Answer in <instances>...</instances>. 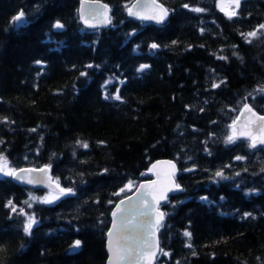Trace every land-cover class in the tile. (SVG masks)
Returning a JSON list of instances; mask_svg holds the SVG:
<instances>
[{
	"label": "trees",
	"instance_id": "16d2710c",
	"mask_svg": "<svg viewBox=\"0 0 264 264\" xmlns=\"http://www.w3.org/2000/svg\"><path fill=\"white\" fill-rule=\"evenodd\" d=\"M80 1L0 0V162L47 165L74 193L44 203L0 177V264H106L114 207L160 159L183 190L162 206L158 264H264V147L227 142L246 104L264 114V0L232 18L222 0H159L165 25L130 19L135 0H102L106 30L84 28Z\"/></svg>",
	"mask_w": 264,
	"mask_h": 264
},
{
	"label": "water",
	"instance_id": "95a60500",
	"mask_svg": "<svg viewBox=\"0 0 264 264\" xmlns=\"http://www.w3.org/2000/svg\"><path fill=\"white\" fill-rule=\"evenodd\" d=\"M129 9H132L133 12H138L139 16H160L162 15V10H166L167 15L162 23H158L155 19H141L137 15H129ZM127 14L130 19L137 22L165 25L170 21L173 13L159 0H135L128 8ZM79 16L82 25L88 30H106L113 24L112 7L102 0H81ZM108 20L111 22L109 23ZM245 106L250 108L251 111H247ZM245 106L235 121L236 137L240 141H249L247 135H241V133H250L257 137L264 135V132L259 129L261 121L258 119L264 114L259 113L250 104ZM258 147H264V145L258 144ZM173 165L175 166L174 168L172 167ZM15 171L20 174L21 179L12 177V180L21 186L51 191L57 194L60 193V189H63L59 183L57 186L52 169L47 165L42 167H24ZM148 174L152 179L140 183L135 191L122 198L112 211L113 213L117 208L123 210L118 212L116 217L111 214V226L108 233L113 231V224H116L117 229L123 225L125 227L124 235L129 239L128 241L118 240L115 234L110 238L107 233L106 251L108 258L106 264H109L110 260L114 264L158 263L161 254L159 229L166 219L162 205L167 203L171 196L179 194L183 188L181 186L179 190L175 188V185H179L177 178L180 175V168L174 160L160 159L153 162ZM63 195L69 196L70 194ZM161 212L164 213L163 219L160 217ZM110 239L112 240L113 249L116 250L115 256L113 252L109 251ZM147 244H151L152 248L155 249V256H152L146 249ZM129 247L133 249L132 255H127L125 252V249ZM76 251L77 248H72L70 253H75ZM140 253L144 254L140 255ZM121 256H126L127 258L120 260Z\"/></svg>",
	"mask_w": 264,
	"mask_h": 264
},
{
	"label": "snow or ice",
	"instance_id": "6c2138e0",
	"mask_svg": "<svg viewBox=\"0 0 264 264\" xmlns=\"http://www.w3.org/2000/svg\"><path fill=\"white\" fill-rule=\"evenodd\" d=\"M234 2H235V7L238 9L239 6H240L241 0H234ZM145 7H147V5H145ZM193 11L201 12V11H204V9L195 8V9H193ZM236 14L237 13L235 11H232V12L228 13L229 18H232ZM129 15H137V16H139V13L138 12H133L132 9H129ZM166 15H167V11L166 10H162V15H160V16H139V18H141V19H155L158 23H162L163 22V19L166 17ZM22 17H24V12L23 11H21L14 19L16 21H22ZM108 22L110 23L111 21L108 20ZM25 23H27V21H22V23L20 25H18V27L23 26V24H25ZM85 23H87V21H85ZM54 27L56 29H63L64 28V25L62 23H60L59 21H57L54 24ZM260 28L261 29H264V25H261ZM258 31H259V29H257L256 31H252L250 33L244 34L245 35V38H247V37H256ZM248 42H251V41L249 40ZM157 47H158V45L152 44V48H157ZM219 58L220 59H224V57H219ZM37 63H40V62L37 61ZM89 67H91V65H89ZM147 67H148L147 65H141L139 70L140 71H143ZM82 75H84V73H82ZM215 86L216 87H219V85H215ZM258 91L264 92V88L259 89ZM107 98L108 97L105 96V99H107ZM115 99L118 100V99H120V97L117 95L115 97ZM245 107H246V110L247 111H251L250 108H248L247 106H245ZM258 119L261 121V124L259 126V129H260L261 132H264V116H260V117H258ZM232 127H233L234 130H233V134L230 135V136H228V138H227V142L228 143H235V140L237 138L236 137V132H235V125H233ZM241 135H247V138L250 141L249 146L251 148H253V149L257 148V145L258 144L259 145H264V135L259 136V137L253 136L250 133L249 134L241 133ZM83 147H87V145L85 144V145H83ZM236 159L237 160H240V159H242V157H239L238 156V157H236ZM6 167H7L6 162H5V164L3 166H0V172H3V175L4 176H11V177H14L15 179H21V176H20V174L18 172H16L14 169L6 171L5 170ZM172 167L174 168L175 166L173 165ZM216 175L217 176H223V173L222 172H217ZM29 182H31V181H29ZM57 186H58V182H57ZM141 187H143V186H141ZM127 188H128V190H131L132 184L129 183L127 185ZM175 188L177 190H179L180 189V186L179 185H175ZM169 190H171V189H169ZM121 191H123V189H121ZM59 194L63 195V194H74V193H72V190L71 189H67V190L60 189V193ZM141 195H143V194H141ZM58 198H59L58 195L56 197H54V199H58ZM162 198H164V197H162ZM202 199L207 200V197H203ZM42 202H44V203H52L53 202V199L45 198V200L42 201ZM142 202H144V201H142ZM25 203H27V201H25ZM122 203H123V201H122ZM8 206L9 207H12L13 211H15V207L11 204V202H9V205ZM121 211H123V210L120 209V208H117V210L112 213V216L113 217H116L117 216V213L118 212H121ZM245 215H251V214L248 213V214H245ZM163 216H164V213L161 212L160 213L161 219H163ZM36 224H37V221H36L35 217L34 216H29L28 217V220H27V223L25 224V227H24L25 234L31 236L32 235V228ZM124 232H125V227L123 225L119 229H117L116 224H113V231H110L108 233V236L110 238H112L114 236V234H115V236H116V238L118 240L123 239L125 241H128L129 238L126 235H124ZM184 235L187 236V237H189V239L191 238V233L190 232H187L186 231L184 233ZM80 244H81V242L79 240L75 241V243L73 245V248H79L80 247ZM188 247L189 248L192 247L191 243L188 244ZM146 249L150 252V254L152 256H155L156 251H155V249L152 248L151 244H147L146 245ZM109 251L113 252V255L114 256L116 255V250H114L113 247H112V240L111 239L109 240ZM125 252L127 253V255H132L133 249H131L129 247V248L125 249ZM161 252H162L163 255H169V253L163 252L162 250H161ZM143 254L144 253H140V255H143ZM126 258H127L126 256H121L120 257V260H124ZM109 264H114V262L110 260L109 261ZM177 264H178V262H177Z\"/></svg>",
	"mask_w": 264,
	"mask_h": 264
},
{
	"label": "rangeland",
	"instance_id": "374dc122",
	"mask_svg": "<svg viewBox=\"0 0 264 264\" xmlns=\"http://www.w3.org/2000/svg\"><path fill=\"white\" fill-rule=\"evenodd\" d=\"M219 7L221 10L223 9V11L226 13H230L232 11H235V12L237 11V8L235 7L234 0H222L219 2ZM4 164H5V162H0V166H3ZM6 165H7V167L5 169L6 171L13 169L10 167L9 163L6 162ZM0 177H5L3 175V172H0ZM57 195L59 196V198L54 199V197H56ZM46 198L53 199V202H56L57 200H59L61 198V195L56 194L54 192H49L46 194Z\"/></svg>",
	"mask_w": 264,
	"mask_h": 264
},
{
	"label": "bare ground",
	"instance_id": "6f19581e",
	"mask_svg": "<svg viewBox=\"0 0 264 264\" xmlns=\"http://www.w3.org/2000/svg\"><path fill=\"white\" fill-rule=\"evenodd\" d=\"M79 4H80V3H79ZM10 166H12V165H10ZM142 178H143V177H142ZM146 178H147V177H146ZM41 191H42V190H41ZM47 192H48V191H47ZM121 192H122V191H121ZM109 224H110V223H109ZM19 225H20V224H19ZM22 240H23V239H22ZM22 240H21V241H22ZM105 240H106V239H105ZM106 241H107V240H106ZM22 243H23V242H22ZM18 249H19V248H18ZM20 253H21V252H20Z\"/></svg>",
	"mask_w": 264,
	"mask_h": 264
}]
</instances>
